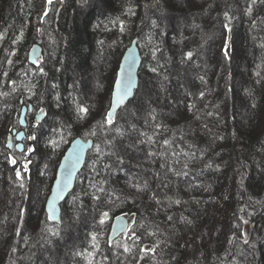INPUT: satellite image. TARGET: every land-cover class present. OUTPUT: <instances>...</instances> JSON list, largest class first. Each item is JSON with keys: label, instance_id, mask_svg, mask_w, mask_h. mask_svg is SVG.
Wrapping results in <instances>:
<instances>
[{"label": "trees", "instance_id": "16d2710c", "mask_svg": "<svg viewBox=\"0 0 264 264\" xmlns=\"http://www.w3.org/2000/svg\"><path fill=\"white\" fill-rule=\"evenodd\" d=\"M248 4L63 0L42 22L46 0H0V93H7L0 95V264H88L89 252L93 264H264V4L251 14ZM169 10L180 16L168 22ZM135 37L139 87L101 128ZM35 43L43 48L39 65L29 62ZM25 104L33 106L29 121L47 110L41 125L26 128L37 137L26 141L32 153L8 147ZM76 137L95 139L103 154L95 145L89 151L57 225L45 204ZM22 156L31 163L20 189L14 168L22 165L8 158ZM120 214L130 217V234L111 243ZM45 223L59 235L42 231Z\"/></svg>", "mask_w": 264, "mask_h": 264}, {"label": "water", "instance_id": "95a60500", "mask_svg": "<svg viewBox=\"0 0 264 264\" xmlns=\"http://www.w3.org/2000/svg\"><path fill=\"white\" fill-rule=\"evenodd\" d=\"M59 0H54V2ZM52 9V6H48V12ZM46 18V17H44ZM33 49H36L35 55H33ZM37 57L40 59L43 57V48L40 43H35L30 51H29V62L33 65H37L33 63V60H36ZM39 59V61H40ZM143 64V57L138 46V37H135L130 44V46L124 52L119 69L117 72L116 80H123L125 82H131V93L125 98L122 105L118 106L116 109V115L118 112L135 96L136 90L139 87L140 83V70ZM115 84L113 88L112 100L114 98ZM21 104H24V98L22 97L20 100ZM43 109V112H41ZM37 111L31 121L28 120V114L33 110V106L23 105L22 112L20 115V129L15 128L12 134L9 136L8 145L10 144L12 148L13 146V138L15 137L17 141V145H20L21 148H17L20 152L25 150V142L24 140L27 138L28 134L26 128L31 126H39L41 125L47 118V110L45 107L41 108ZM115 115V117H116ZM20 137V138H17ZM95 139H84L82 137L74 138L68 148L66 149L64 155L61 158V161L58 165L56 177L52 184L50 193L48 195V199H52L59 192L60 195L56 196L57 207L59 208L60 216L63 215V204L68 199L70 194L74 191L78 176L85 169L87 164V158L89 151L94 147ZM78 154V158H77ZM71 171V175H68V171ZM65 185H67L65 187ZM119 217V219H117ZM55 223V221H50ZM124 225L126 228L122 231L121 226ZM131 230V219L129 216L125 214H120L116 216L111 223V227L108 234L109 242L116 241L121 236H128Z\"/></svg>", "mask_w": 264, "mask_h": 264}, {"label": "snow or ice", "instance_id": "6c2138e0", "mask_svg": "<svg viewBox=\"0 0 264 264\" xmlns=\"http://www.w3.org/2000/svg\"><path fill=\"white\" fill-rule=\"evenodd\" d=\"M60 3H63V0H59ZM264 4V0H249V4H248V8H247V13L248 14H251L252 12V8L254 5L256 4ZM54 4V0H46V5L47 6H52ZM45 7L43 13H42V17H41V20L43 22V17H47L49 12H48V7ZM225 17L227 19H231V17H229V14L227 12H225ZM253 24L255 25V21L253 22ZM225 27L227 28L228 25L226 24ZM123 30V28L121 29ZM39 31V29H38ZM2 34H0V39H2ZM260 47L264 48V44H261ZM36 49H33V55H35L36 53ZM193 56V53L192 52H188L186 54V58L188 59H191ZM224 56L227 58L230 56V49H229V46L228 44L226 43L225 46H224ZM39 57H37L36 60H33V63H36L39 65ZM9 63H11V61H9ZM38 70L39 72L43 73V68L42 67H38ZM150 71H152L153 73H156L158 71L157 67H152L150 69ZM257 76L260 75V73H256ZM165 79H167V77H165ZM202 79V78H201ZM257 83H259V80L257 81ZM131 82H125L123 80H117L115 82V91H114V98L111 102V106L110 108L108 109V111L105 113V116H104V119L100 122V127L101 128H104L105 126H111L114 124V121H115V115H116V109L118 106L122 105L125 98H127L130 93H131ZM0 95H7V93H0ZM201 95H203V93H201ZM59 99V98H57ZM41 112H43V109H41ZM77 112L78 114H84L86 115L88 113V109L86 107H83L82 105H77ZM134 127V126H133ZM117 132H119V129H116ZM93 135H95V133H92ZM122 134V133H121ZM17 138H20V137H17ZM27 139L29 140H36L37 137L35 135H29L27 137ZM53 147H57V142L56 141H51ZM105 144L111 146L112 145V141L111 140H105L104 141ZM165 143H167V141H165ZM8 147H11V145L9 144ZM18 149L21 148L20 145H17L16 146ZM95 148H96V151L97 153L99 154H103V149L99 146V145H95ZM26 153H32L35 151V149L33 147H28L26 150ZM111 154H114V153H111ZM77 158H78V154H77ZM9 162L15 166L17 165L18 163H20L22 166L21 167H15L14 168V171H15V177H16V181H18V187L20 189H23L25 187V184L23 183L24 179H25V176L23 175L24 173H27L29 171L28 169V165L29 163H31L30 160L26 159L24 156L21 157V160L18 161L15 157H9ZM120 163H122L123 161L120 160L119 161ZM68 175L70 176L71 175V171L69 170L68 171ZM67 185H65L66 187ZM91 187H96L95 184L91 185ZM144 187H147V185H145ZM97 191L98 192H103L104 189L102 187L100 188H97ZM60 193L58 192L56 194V196H59ZM56 196H54L52 199H48L46 201V204H45V212H46V218H47V221H55V223L58 225L62 222V217L60 216L59 212V208L57 207V203H56ZM94 198L98 199L99 197H95ZM159 203V201H157ZM74 208L76 207V202L74 201ZM177 203H179V201H177ZM24 209L21 208L18 215L22 218L23 215H24ZM77 211H78V208H77ZM102 219L100 220V224H103L105 222V220L108 218L109 216V213L108 212H103L102 214ZM117 219H119V217H117ZM169 220H171L172 218L171 217H168ZM126 228V226L122 225L121 226V230L123 231L124 229ZM42 231H46L48 233H50L51 235L53 236H58L59 235V231L56 230L54 231L53 229L51 228H47V224L45 223V228L42 229ZM92 239L95 241L96 240V236L93 235ZM138 239V237H137ZM244 243L245 244H248V240L245 238L244 239ZM93 247H95V245H93ZM121 247L124 248V252H127V253H131V247L129 246H126V245H121ZM143 251V250H142ZM148 251H154V249H149ZM77 255H81V253H76ZM93 256V253L92 252H89L87 254V256L85 257V259L88 260V264H93V261L92 259H89V257H92ZM105 259H107L105 257Z\"/></svg>", "mask_w": 264, "mask_h": 264}, {"label": "rangeland", "instance_id": "374dc122", "mask_svg": "<svg viewBox=\"0 0 264 264\" xmlns=\"http://www.w3.org/2000/svg\"><path fill=\"white\" fill-rule=\"evenodd\" d=\"M93 2V1H92ZM167 2V1H166ZM168 3V2H167ZM185 8H187L188 9V4H186L185 3ZM172 13V14H171ZM180 11H173V10H169V11H166V19L168 20V22H169V18L171 19V17L172 16H180ZM176 19H180V18H182V17H175ZM232 53H233V51H231ZM233 55V57L235 56V53L234 54H232ZM213 65V64H212ZM30 187L32 188V191L34 190H38V185L35 183V182H31V184H30ZM34 195V196H33ZM31 197H33L34 199H35V193L34 192H32L31 193ZM33 203V202H32ZM46 213V212H45ZM68 222H67V224H64V226H68ZM31 225V224H30ZM29 227V226H28ZM67 230V228L65 229V231ZM72 233V230L71 229H69L68 230V232L67 233H65L66 235H69V234H71Z\"/></svg>", "mask_w": 264, "mask_h": 264}, {"label": "flooded vegetation", "instance_id": "af4514ba", "mask_svg": "<svg viewBox=\"0 0 264 264\" xmlns=\"http://www.w3.org/2000/svg\"><path fill=\"white\" fill-rule=\"evenodd\" d=\"M28 136H29V135H28ZM28 136H27V137H28ZM26 141H27V138L24 140V142H25V150H26V145H27V144H26ZM16 146H17V141H16V139H15V137H14V138H13V146H12V148H13V147H16ZM25 150H24V151H25ZM24 151H23V152H24Z\"/></svg>", "mask_w": 264, "mask_h": 264}]
</instances>
